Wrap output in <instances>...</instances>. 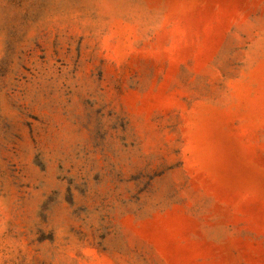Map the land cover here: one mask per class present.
<instances>
[{"label":"rangeland","instance_id":"obj_1","mask_svg":"<svg viewBox=\"0 0 264 264\" xmlns=\"http://www.w3.org/2000/svg\"><path fill=\"white\" fill-rule=\"evenodd\" d=\"M0 264H264V0H0Z\"/></svg>","mask_w":264,"mask_h":264}]
</instances>
